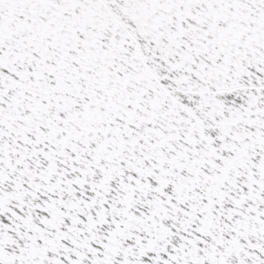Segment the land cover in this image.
I'll list each match as a JSON object with an SVG mask.
<instances>
[{
  "label": "snow or ice",
  "instance_id": "6c2138e0",
  "mask_svg": "<svg viewBox=\"0 0 264 264\" xmlns=\"http://www.w3.org/2000/svg\"><path fill=\"white\" fill-rule=\"evenodd\" d=\"M0 264H264V0H0Z\"/></svg>",
  "mask_w": 264,
  "mask_h": 264
}]
</instances>
